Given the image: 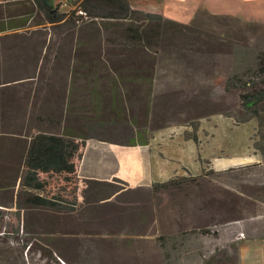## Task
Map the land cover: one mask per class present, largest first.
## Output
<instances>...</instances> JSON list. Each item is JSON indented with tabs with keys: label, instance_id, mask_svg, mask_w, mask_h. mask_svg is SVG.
Here are the masks:
<instances>
[{
	"label": "rangeland",
	"instance_id": "1",
	"mask_svg": "<svg viewBox=\"0 0 264 264\" xmlns=\"http://www.w3.org/2000/svg\"><path fill=\"white\" fill-rule=\"evenodd\" d=\"M80 2L55 0L67 14L76 11ZM4 3H0L1 14L4 6L26 12L32 8L28 0ZM162 16L170 22L159 28L154 25L158 37L154 36L147 53L137 56L118 46L129 43L121 31H107L101 23L64 20L51 34L76 40L78 49L83 47L84 60L90 66L98 64L90 79L97 75L94 86L105 123L99 129L101 137L121 143L139 140V134L191 139L200 152L195 156L202 166L195 174L199 182L187 181L182 190L171 188L163 191L168 196L154 199L145 189L131 191L126 186L110 213L115 229L100 216L97 224L98 218L89 216L19 209L16 168L0 156V180L6 186L0 189V248L5 258L13 261L17 256L18 264H55L47 255L58 249L78 264H165L162 253L166 251L177 264L175 249L182 232L194 229L203 237L201 228L217 232L230 219L251 218L255 213L253 201L242 196L249 190L247 176L220 166L247 151L264 154V117L245 121L247 113L238 92L226 88L229 78L253 69L264 52V19L216 15L205 9L190 17ZM111 106L120 115L115 116ZM90 117L97 118L92 109ZM90 135L98 136L94 131ZM189 166L193 177L197 164L195 169ZM154 218L157 221L151 222ZM189 239L193 251L194 238ZM220 253L215 255L220 264H237L236 251L227 256Z\"/></svg>",
	"mask_w": 264,
	"mask_h": 264
},
{
	"label": "crops",
	"instance_id": "2",
	"mask_svg": "<svg viewBox=\"0 0 264 264\" xmlns=\"http://www.w3.org/2000/svg\"><path fill=\"white\" fill-rule=\"evenodd\" d=\"M129 1L134 9L168 18L190 17L199 9H205L216 15L242 16L247 20L256 19L254 21L264 19V0ZM29 4L32 3L29 1ZM4 9V13H0V156L11 160L12 166L7 165L16 168L17 161L20 158L24 160V144L26 141L29 144L32 136L56 134L87 138L79 167L80 179L111 182L118 178L125 181L131 191L147 190L152 199L160 194L169 195L162 191L154 196L152 187L155 183H165L177 176H189L191 164L193 169L197 164L195 172L192 171L193 176H196V170H202L201 163L198 164L195 159L200 152L191 139L155 135L146 136L144 144L134 139L135 145L128 146L101 137L99 129L105 123L101 122L102 106L98 98L96 106L99 107L95 111L98 136L90 137L91 74L86 70L88 60H84L83 47L79 50L76 40L67 41L57 34L54 37L52 30L64 22L45 23L33 4L29 12L12 6H4ZM111 109L115 116L120 115L119 112L115 114L116 107L111 106ZM220 168H235L233 171H241L247 176L245 180L249 190H244L241 195L253 201L255 213L251 214V218L228 219L226 224L220 228L218 226L217 232L210 228L211 234L203 237L196 232H182L178 248L175 249L176 262L203 264L205 260H210L212 264H220L215 256L219 250L225 256L236 251L237 264H264V154L258 150L253 153L247 151L239 157H231ZM255 168L259 171L256 174ZM214 169L220 171L217 166ZM19 172L22 173V168ZM119 195L100 202L102 211H106L99 213L101 221L114 224L115 229L118 227L110 219L113 215L110 213ZM156 221L154 218L151 222ZM189 225L193 226L191 222ZM190 236L194 238L193 251L189 246ZM160 237L164 239L165 236ZM115 238L118 239V234ZM126 238L128 241L129 236ZM116 242L118 240L114 244ZM111 254L118 253L113 251ZM162 256L165 258H162L163 263L169 264L171 260L174 264L168 252L164 251Z\"/></svg>",
	"mask_w": 264,
	"mask_h": 264
},
{
	"label": "trees",
	"instance_id": "3",
	"mask_svg": "<svg viewBox=\"0 0 264 264\" xmlns=\"http://www.w3.org/2000/svg\"><path fill=\"white\" fill-rule=\"evenodd\" d=\"M15 1L19 0H0V3L9 4ZM29 1L38 10L39 16L45 23L58 24L64 20L75 23L96 22L103 24L107 31L113 33L115 29L121 31L129 43L118 46L123 49L127 48L130 53H136V56L147 53L152 46L151 41L155 39L154 36L158 37L159 32L155 30L154 25L159 28L161 23L167 25L170 22L162 15L134 9L129 0H81L77 9L82 10L84 16H77V10L68 14L64 13L62 8L55 4V0ZM141 16L145 17L144 22L137 24V22L143 21L140 20ZM13 21L14 19L10 22ZM146 21L151 24L145 25ZM86 64L88 65L87 71L96 73L98 64L90 66L88 61ZM91 80L94 86L97 77L89 79L90 83ZM92 87H90L92 106L89 107L90 110L97 111L99 107L96 106L98 92L95 86L93 89ZM226 88L238 92L247 113L245 121L264 117V115L262 116L264 113V52L259 54L253 69L250 68L241 75L229 78ZM89 126L91 131L96 132L98 129L97 118L91 119ZM139 135V141L143 144L146 143V136ZM90 137H96V135ZM86 139L85 136L74 138L56 134H38L32 136L29 144L27 141L25 142V158L24 160L20 158L16 163L19 209L99 218L100 202L113 195L121 194L127 183L118 178L111 182L79 178V167L86 148ZM133 140L121 144L135 145ZM21 168L22 173L19 172ZM187 181L197 183L199 179L196 176H184L173 178L165 183H155L152 187L153 195L156 196L171 188L182 190V186ZM3 188L6 186L0 180V189ZM96 223L99 224V219ZM192 231L194 232V229ZM199 231L204 235L211 234L207 228H201ZM28 245L26 244V246ZM58 251V249L50 251L47 255L48 260L55 264H78L67 254ZM18 258L16 256L13 261H10L3 256V249L0 248V264H18ZM203 264H212V262L208 260Z\"/></svg>",
	"mask_w": 264,
	"mask_h": 264
},
{
	"label": "built area",
	"instance_id": "4",
	"mask_svg": "<svg viewBox=\"0 0 264 264\" xmlns=\"http://www.w3.org/2000/svg\"><path fill=\"white\" fill-rule=\"evenodd\" d=\"M76 15L77 16H84L85 14H84V12L82 10H78L77 9Z\"/></svg>",
	"mask_w": 264,
	"mask_h": 264
}]
</instances>
